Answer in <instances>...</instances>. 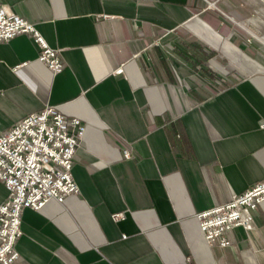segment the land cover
<instances>
[{
	"label": "crops",
	"instance_id": "crops-1",
	"mask_svg": "<svg viewBox=\"0 0 264 264\" xmlns=\"http://www.w3.org/2000/svg\"><path fill=\"white\" fill-rule=\"evenodd\" d=\"M0 7L62 63L40 62L30 35L0 44V131L48 107L86 126L79 194L23 208L15 264H264V202L226 248L197 219L264 181V0ZM8 195L0 181V206Z\"/></svg>",
	"mask_w": 264,
	"mask_h": 264
},
{
	"label": "built area",
	"instance_id": "built-area-1",
	"mask_svg": "<svg viewBox=\"0 0 264 264\" xmlns=\"http://www.w3.org/2000/svg\"><path fill=\"white\" fill-rule=\"evenodd\" d=\"M18 35L32 36L41 49L39 61L55 74L61 72L59 51L48 45L35 25L0 7V44ZM85 132L80 119H68L52 107L29 115L8 132L0 131V181L9 189L7 202L0 206L1 264H15L19 259L16 243L23 234L24 207L39 211L50 201L63 204L67 197L79 194L72 170ZM263 202L261 181L230 202L199 213L205 241L211 246H231L227 232L238 227L252 231L253 212ZM122 217L114 215L115 219Z\"/></svg>",
	"mask_w": 264,
	"mask_h": 264
},
{
	"label": "rangeland",
	"instance_id": "rangeland-1",
	"mask_svg": "<svg viewBox=\"0 0 264 264\" xmlns=\"http://www.w3.org/2000/svg\"><path fill=\"white\" fill-rule=\"evenodd\" d=\"M249 42H250V40H249Z\"/></svg>",
	"mask_w": 264,
	"mask_h": 264
}]
</instances>
